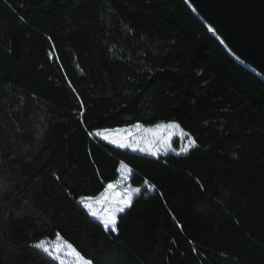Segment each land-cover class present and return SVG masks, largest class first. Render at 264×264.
Returning a JSON list of instances; mask_svg holds the SVG:
<instances>
[{
  "label": "trees",
  "instance_id": "16d2710c",
  "mask_svg": "<svg viewBox=\"0 0 264 264\" xmlns=\"http://www.w3.org/2000/svg\"><path fill=\"white\" fill-rule=\"evenodd\" d=\"M174 122L147 157L101 131ZM125 168L141 193L106 230L77 203ZM264 264V84L182 0H0V264Z\"/></svg>",
  "mask_w": 264,
  "mask_h": 264
},
{
  "label": "rangeland",
  "instance_id": "374dc122",
  "mask_svg": "<svg viewBox=\"0 0 264 264\" xmlns=\"http://www.w3.org/2000/svg\"><path fill=\"white\" fill-rule=\"evenodd\" d=\"M98 136L112 147L147 157H159L166 154L182 156L194 146V143L191 146L189 145V141L192 140L174 122H161L153 126L135 124L130 127L101 131ZM130 178L131 174L125 168L120 167L118 179L109 183L113 185L111 189L108 188V184L98 195L79 198L77 203L106 230H113L115 225H105L104 223L107 216L115 215L116 218L119 213L129 206L133 198L138 196L145 188L144 185H134ZM125 199L129 201L127 205L120 203ZM117 208L123 210L116 211ZM93 212L96 213L95 216L92 215ZM36 245H39V247ZM33 247L59 264H83L81 259L73 253V248L59 236L53 239L40 240L33 244Z\"/></svg>",
  "mask_w": 264,
  "mask_h": 264
},
{
  "label": "water",
  "instance_id": "95a60500",
  "mask_svg": "<svg viewBox=\"0 0 264 264\" xmlns=\"http://www.w3.org/2000/svg\"><path fill=\"white\" fill-rule=\"evenodd\" d=\"M228 56L264 84V0H182Z\"/></svg>",
  "mask_w": 264,
  "mask_h": 264
},
{
  "label": "snow or ice",
  "instance_id": "6c2138e0",
  "mask_svg": "<svg viewBox=\"0 0 264 264\" xmlns=\"http://www.w3.org/2000/svg\"><path fill=\"white\" fill-rule=\"evenodd\" d=\"M105 139H107V137H105ZM194 142L193 141H189V145L191 146ZM121 147H123V145H121ZM113 187L112 184H109L108 185V188L111 189ZM137 191H139V189H137ZM120 203H123L125 205H127L129 203L128 199H125L123 201H120ZM123 209L122 208H117L116 211H122ZM93 216L96 215L95 212L92 213ZM105 225H112L114 226L115 223H116V218H115V215H108L107 218L105 219L104 221ZM113 230H115V228L113 227ZM37 247H39V245H36ZM71 247V246H70ZM73 253H75V255L77 257H79L81 259V261L83 262V264H91L90 261L88 260H84L83 257L80 256V253L79 252H76L75 249H73Z\"/></svg>",
  "mask_w": 264,
  "mask_h": 264
}]
</instances>
